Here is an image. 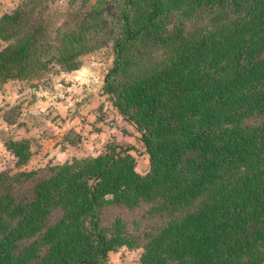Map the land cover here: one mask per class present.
Returning <instances> with one entry per match:
<instances>
[{"label": "trees", "instance_id": "16d2710c", "mask_svg": "<svg viewBox=\"0 0 264 264\" xmlns=\"http://www.w3.org/2000/svg\"><path fill=\"white\" fill-rule=\"evenodd\" d=\"M55 2L0 12V93L77 70L111 43L105 91L150 167L140 173L130 147L109 144L0 168V264H107L122 247L142 249L139 264H264V0H83L59 24ZM5 144L16 166L30 161L29 138ZM143 204L148 227L103 219Z\"/></svg>", "mask_w": 264, "mask_h": 264}, {"label": "crops", "instance_id": "0c3cea01", "mask_svg": "<svg viewBox=\"0 0 264 264\" xmlns=\"http://www.w3.org/2000/svg\"><path fill=\"white\" fill-rule=\"evenodd\" d=\"M96 69L99 68L87 63L77 70L61 71L53 79L54 88L51 85V89L33 84L41 80H32V84L28 87L31 92L20 93L10 90L8 96H4L3 91L8 84L12 81L25 80L14 79L5 84L0 98L5 97L6 102H11V106L7 109L14 107L11 111L20 114L18 123L26 122L21 124L25 128V131H20L21 138H29L32 142L33 154L26 167L35 168L48 163H63L74 156L97 155L109 144L116 142L131 148L130 153L136 158L137 170L140 173L149 170V154L141 133L113 104L110 95L105 91V76L101 80V85L95 82L100 80ZM9 110L6 111L7 114H10ZM23 110L29 113V117L25 120L21 118ZM8 124L15 123L8 122ZM35 145L41 151L44 149V154L38 165L31 166L35 164L33 162ZM125 249L129 252L137 251L135 264H139L142 250H131L127 247L110 252V260L107 264L111 261H114V264L125 263V254H122L121 258L118 257L119 251L125 252Z\"/></svg>", "mask_w": 264, "mask_h": 264}, {"label": "rangeland", "instance_id": "374dc122", "mask_svg": "<svg viewBox=\"0 0 264 264\" xmlns=\"http://www.w3.org/2000/svg\"><path fill=\"white\" fill-rule=\"evenodd\" d=\"M94 1H96V0H88L87 7H89L90 4ZM19 2H20V0H0V12H4V11L14 9L15 6H17V4H19ZM82 4H83V0H77L75 2V5L73 7H70L69 6V0H57V2H55L52 5L53 9H54L55 21L59 24L65 18L67 19V17L69 16V12L80 9ZM4 45H5V43L2 40H0V50L4 47ZM81 58H82V66H83V64L90 63V64H94L97 68H99L96 70H98L97 76L100 80L98 79L99 81L96 80L95 82L98 83L99 85H101V80H102L103 76H105V78H106L108 72L110 71V69L112 68V66L114 64L115 54L113 51L112 44L107 42L102 47L94 50L91 53H88V54L82 56ZM103 70H105V71L103 72ZM56 73L57 72L55 71V69H53L51 72L48 73L47 76H45L43 79H40L41 81H38V82L33 83V84H37L39 86L40 85L46 86V89H51V85L53 87L52 83H53V79L56 77ZM31 82H32V80H25L22 82L12 81V83L8 84V86L4 89L3 95L8 96V92L10 90L15 91V92L19 91L20 93L21 92L26 93V91L31 92L28 89V87H30V85L32 84ZM6 100L7 99H5V97L0 98V168L10 169V170H18L21 168H28L26 166H19V167L16 166L15 158H14L13 154H11V152L7 149V145L5 144L6 141H10L13 139H20L22 136V133H20V131L21 132H22V130L25 131V128L22 125L24 123L26 124L25 121H21L20 123H18L20 121V119H19L20 114H16V111L15 112L13 111L14 114H10V116L7 114L8 110H9V109H7V107L9 108V106H11V102L10 101L6 102ZM13 108L14 107H12L9 111L14 110ZM13 116L18 117L17 121L14 122L15 124H8V121H7L8 119L6 117H10V119H11V118H13ZM28 117H29V113H27L25 110H23L22 115H21L22 120H25ZM112 144H117V143L113 142ZM105 150H103V151H105ZM35 152L36 153L33 157V160H34L33 162L35 164H32L31 166H36L40 163V160L42 159V154H44V149L41 151V150L37 149V146L35 145ZM36 162H37V164H36ZM149 209H150L149 204H143L140 207L134 208V209H129V208H126L123 206L113 205V206L107 207L103 210V219L105 221H111L116 216L120 215L124 218V220L127 222V224L129 226L133 227L134 221L137 220L139 223H141V225H143V227H148V226L153 224V219L149 213ZM119 252H120L119 256L117 254V256L119 258H121L120 256L122 254L126 255V260H125V263H123V264H135L136 257H137V251L136 252H133V251L129 252L128 250L125 249V252H123V251H119ZM109 264H114V261L113 262L111 261V263H109ZM115 264H118V263L116 262Z\"/></svg>", "mask_w": 264, "mask_h": 264}]
</instances>
